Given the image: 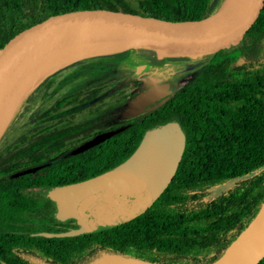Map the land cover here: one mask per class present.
I'll return each mask as SVG.
<instances>
[{
    "label": "trees",
    "instance_id": "1",
    "mask_svg": "<svg viewBox=\"0 0 264 264\" xmlns=\"http://www.w3.org/2000/svg\"><path fill=\"white\" fill-rule=\"evenodd\" d=\"M113 2L177 20H200L217 12L225 0H0V48L24 26L49 13ZM137 50L147 64L162 62L156 50ZM127 52L120 49L109 56L124 57ZM205 58L200 72L144 119L72 156L66 169L48 166L44 159L31 174L49 191L61 183L99 175L129 158L148 131L176 121L186 134V150L173 181L152 207L120 226L66 236L79 227L77 221L58 220L50 197L47 202L40 199L32 210L35 217L28 219L37 233L21 237V252L13 249L15 245L0 251V264H93L106 254L153 264H213L224 256L264 204V14L240 42ZM143 81L124 84V96L115 105L134 98ZM101 108L99 104L92 120L70 128L72 149L98 133L124 126L110 125ZM82 133L73 145V134ZM54 150L47 144L38 155L47 157ZM230 183L212 195L213 189ZM258 264H264V257Z\"/></svg>",
    "mask_w": 264,
    "mask_h": 264
},
{
    "label": "water",
    "instance_id": "2",
    "mask_svg": "<svg viewBox=\"0 0 264 264\" xmlns=\"http://www.w3.org/2000/svg\"><path fill=\"white\" fill-rule=\"evenodd\" d=\"M226 1L217 12L200 20H177L143 7L113 2L66 7L24 26L0 48V139L24 98L47 76L34 79L45 56L60 42L93 31L112 32L130 40L121 44L123 49L150 48L161 56L205 57L240 42L264 14V0H238L230 8H225ZM160 81L147 78L150 88L127 105L132 117L171 93L169 85ZM123 130L125 127L100 133L76 152L86 151ZM186 146L187 137L178 122L162 124L148 131L133 154L118 166L54 189L50 197L57 205L58 220L74 219L79 226L66 236L111 229L145 213L173 181ZM263 257L264 204L213 264H258ZM93 264L153 263L106 254Z\"/></svg>",
    "mask_w": 264,
    "mask_h": 264
},
{
    "label": "flooded vegetation",
    "instance_id": "3",
    "mask_svg": "<svg viewBox=\"0 0 264 264\" xmlns=\"http://www.w3.org/2000/svg\"><path fill=\"white\" fill-rule=\"evenodd\" d=\"M187 69L184 68V71L189 73ZM158 71L157 69L145 74L142 77L144 81L140 84L139 93L134 98L128 99L121 106L114 104L106 106L102 104L103 108L101 109H103V113L109 116L108 121L110 125L123 124L124 126L118 129L123 127L126 129V127L135 120L144 119L146 114L153 112L163 104H160L163 99H168L171 94L185 86L200 72V70L195 72L192 78L186 81L184 79L187 78L188 73L174 83L169 82L171 93L168 96L145 107V111L142 114L132 117L128 113L129 108L127 105L150 88L146 85L147 78H158L161 80L159 84L167 82L165 78L157 75ZM190 71L193 72L192 70ZM76 96H78L80 100L71 99ZM88 96H90L91 99L98 97V90H94ZM86 98L87 95H82V93L79 92L69 94L63 97V99L53 101L54 105H51L46 110L39 111L34 117L30 118L28 126L29 131L12 133L9 137H6L7 133H5L4 137L0 140V251L2 253L12 248L14 245L15 247H13V249L16 252H21L23 249L21 237L23 235L27 236L37 233L33 231V228L29 225L28 219H33L35 217L32 210L34 207H37L40 199L41 201L47 202V197H50V193L57 188H53L52 186L54 185L51 184L53 189L49 191L45 184L40 183L36 176L31 175L35 174L38 168L42 166L38 165V163L46 159L48 166H61L66 169V167L69 166L70 158L82 153H77L76 151L86 142L100 134L94 135L91 139L78 146L76 145L77 141L82 139V136L85 134L83 135L82 133V135L77 136L73 134V137L76 139L73 145L77 147L72 149L70 128L78 124L87 123V119L92 120L93 112L87 117L84 108H82L86 103ZM42 107L44 106L40 108ZM72 108H81L82 110L71 114ZM62 110V114L66 113V115H61ZM95 110L98 112V104L95 105ZM69 112L70 115H68ZM118 129H110L107 131ZM47 144L50 146L54 145L55 150L47 157L40 158L38 155L39 149H43ZM29 174L30 178H28ZM66 184L61 183L58 187ZM55 206L57 215L56 203ZM23 218H25L26 221H23Z\"/></svg>",
    "mask_w": 264,
    "mask_h": 264
},
{
    "label": "rangeland",
    "instance_id": "4",
    "mask_svg": "<svg viewBox=\"0 0 264 264\" xmlns=\"http://www.w3.org/2000/svg\"><path fill=\"white\" fill-rule=\"evenodd\" d=\"M138 48L132 47L127 49L124 57H111L117 51H92L86 55L71 59L66 64L58 67L52 73L43 78L27 94L22 103L19 105L12 120L10 121L4 134L9 137L12 133L27 132L30 118L34 117L39 111L46 110L53 101L63 99L69 94L79 93L90 95L94 90H98V97L86 99L83 105L86 116L89 117L95 111V105H115V101L122 99L124 91L122 86L134 79H141L150 71L159 70L158 76L165 78L170 88V83H174L189 71L187 78H192L195 72H198L206 65L205 57H192L182 55H159L161 63L147 64ZM144 59V60H142ZM141 65H146L142 72L139 73ZM193 72H191L190 70ZM126 102V101H125ZM124 103V102H123ZM122 103V104H123ZM122 104L118 105L121 106ZM41 106H44L40 108ZM82 110L81 108H72L71 114ZM61 115H66V113ZM70 115V112L68 113ZM4 134L2 137H4ZM2 139V138H1ZM0 139V140H1ZM230 184L215 188L212 195L216 196L223 190L227 189Z\"/></svg>",
    "mask_w": 264,
    "mask_h": 264
},
{
    "label": "bare ground",
    "instance_id": "5",
    "mask_svg": "<svg viewBox=\"0 0 264 264\" xmlns=\"http://www.w3.org/2000/svg\"><path fill=\"white\" fill-rule=\"evenodd\" d=\"M237 1L238 0H227L225 8L232 7L233 5H235V3H237ZM109 33L111 34H108L107 32L104 33L99 31H93L84 34L76 39L60 42L45 56L36 74L34 75V79L36 80L44 77L45 75H48L50 72L54 71L58 67L69 62L71 59L86 55L87 52L91 53L92 51L96 50H120L124 48V46L121 45L124 44L123 42L130 41L122 40V38L116 35L115 33Z\"/></svg>",
    "mask_w": 264,
    "mask_h": 264
}]
</instances>
